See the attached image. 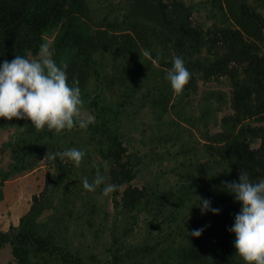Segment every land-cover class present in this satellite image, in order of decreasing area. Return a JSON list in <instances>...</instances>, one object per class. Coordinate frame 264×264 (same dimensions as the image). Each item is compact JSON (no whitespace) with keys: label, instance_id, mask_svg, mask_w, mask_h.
Here are the masks:
<instances>
[{"label":"trees","instance_id":"obj_1","mask_svg":"<svg viewBox=\"0 0 264 264\" xmlns=\"http://www.w3.org/2000/svg\"><path fill=\"white\" fill-rule=\"evenodd\" d=\"M45 43L95 122L56 132L0 117L12 131L0 200L7 180L46 167L0 230L7 264H245L224 182L264 179V0H0V62L38 59ZM177 56L191 74L180 94L166 79ZM69 148L85 152L79 166L51 158ZM97 172L89 192L81 179Z\"/></svg>","mask_w":264,"mask_h":264},{"label":"clouds","instance_id":"obj_2","mask_svg":"<svg viewBox=\"0 0 264 264\" xmlns=\"http://www.w3.org/2000/svg\"><path fill=\"white\" fill-rule=\"evenodd\" d=\"M52 56L49 45L45 43L40 46L38 59L16 55L11 61L0 62V117L9 120L13 117L28 119L37 130L47 127L60 132L74 126L87 129L95 122V118L80 116L83 100L79 82L73 80L70 84L67 64L57 65ZM190 75L183 58L177 56L166 79L172 89L180 94L189 82ZM84 156L83 150L69 148L54 153L51 158L67 159L79 166ZM104 182L105 177L99 172L92 182L87 177L81 179L83 188L89 192H94ZM224 183L226 190L240 204L233 225L227 229L235 234L234 248L245 264H264V179L252 182L246 172H240L238 182ZM115 189L116 185L106 184L102 191L107 195ZM196 206L200 207L201 213L220 212V209L211 207L208 199L199 197ZM202 231L193 230L191 235L199 237Z\"/></svg>","mask_w":264,"mask_h":264},{"label":"rangeland","instance_id":"obj_3","mask_svg":"<svg viewBox=\"0 0 264 264\" xmlns=\"http://www.w3.org/2000/svg\"><path fill=\"white\" fill-rule=\"evenodd\" d=\"M81 114L84 117L89 115L86 112ZM11 132V130L0 129V168L6 167L9 158V153L1 152V145L8 139ZM45 170L46 167L41 164L33 171L22 173L6 181L2 187L3 195L0 200V230L5 231L9 225L17 224L19 217L29 207L31 196L41 190ZM12 260L9 246L0 249V264H7Z\"/></svg>","mask_w":264,"mask_h":264}]
</instances>
